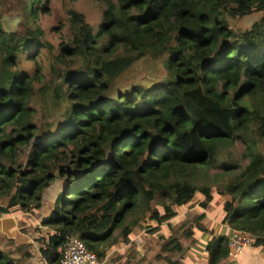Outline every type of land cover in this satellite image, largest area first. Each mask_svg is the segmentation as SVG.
<instances>
[{
  "label": "trees",
  "instance_id": "1",
  "mask_svg": "<svg viewBox=\"0 0 264 264\" xmlns=\"http://www.w3.org/2000/svg\"><path fill=\"white\" fill-rule=\"evenodd\" d=\"M50 1L0 0V216L37 213L58 179L37 250L58 264L77 234L103 257L116 229L128 238L146 214L167 227L173 205L196 194L211 201V186L184 176L220 164L230 176L216 188L229 197L221 221L264 246V0H98L96 29L68 10L72 35L58 50L39 24ZM8 6L20 16L13 30L1 22ZM254 13L247 30L230 27ZM146 58L162 59L165 76L120 80ZM241 136L248 160L235 171L227 160ZM227 242L207 241L209 264L226 257ZM29 246H15L18 258L0 251V264H26ZM182 248L170 236L162 243L167 253Z\"/></svg>",
  "mask_w": 264,
  "mask_h": 264
},
{
  "label": "rangeland",
  "instance_id": "2",
  "mask_svg": "<svg viewBox=\"0 0 264 264\" xmlns=\"http://www.w3.org/2000/svg\"><path fill=\"white\" fill-rule=\"evenodd\" d=\"M49 5V12L39 17V24L44 30L45 37L57 47V50L59 47V42L61 40H64L65 42L68 41L72 35L67 18V12L69 9H75L79 12H82L86 20L90 24H92V27L94 29H96L98 24L101 22L103 5L98 0H51ZM2 16L9 22L15 21L17 23L20 19L18 12L13 10V8H11L10 6L6 8V11ZM259 16V13H254L236 20L229 19V25L234 30L241 32L243 30H247L252 22ZM16 18H18V20ZM42 59L43 58L41 57L39 62L42 63ZM33 66L34 65L32 63L25 62V67L33 68ZM163 76H165V68L163 66L162 59L146 58L138 60L132 66V68L120 78V80L122 82L128 83L130 81L140 80L144 84H150L154 81H157L158 79H160V77ZM48 104L50 105V108L53 109L51 103ZM244 152V143L241 136L236 139L234 143V146L232 148V158L227 160V162H235L237 164L238 167L235 168V171H237L239 168H242V166L248 160L246 155H244ZM224 172L226 171L220 164H214L210 167H207L206 170L198 169L196 173L184 176L197 185L206 184L211 186L212 200L206 201L201 194H196L192 198L193 200L189 201V205L184 204L185 208L182 207L183 209L180 208L181 210H178L179 214L177 215V220L175 223H169V226L167 227L156 226V221L149 218L148 214H146V216L141 218L139 223L133 227L131 233L132 235H130L128 238L122 239V236L118 235V229H116L114 232V236L117 238V241L113 244L112 247H109L107 249V253H109L108 258L110 259V264H138L140 263V261L144 260L147 262V264H151V261H153V259H158L155 256V254L158 252H161L160 254H166L165 256H168V259L169 256H171L172 258H184L186 251L173 250L167 253L165 249H162V243L167 239L168 236H172L178 239L185 250V245L194 242L195 239H193L191 234L193 233V229H195V226L198 224L196 220V216L198 215L197 211L202 210V208L197 207V205L199 204H204L206 214L210 215V220L207 224L208 227L211 228L212 224L220 225V209L222 208L223 203L229 198L227 195H219L216 193V188L220 187L230 177L226 174L227 172ZM61 183L62 182H60V180L55 179L54 181H52V184L50 186L44 189L41 201L42 207H40V209L38 210V212L40 213L39 215H41L39 219L52 212L55 205V197L56 194L60 191ZM164 199L165 198H162V196L158 193V202ZM155 207L160 211L162 210L160 204H156ZM30 214L36 213L33 212ZM211 219H213L216 223H214V221H212ZM202 224H204V222ZM23 229L26 232H30L29 236L32 237L36 245L37 243H40L39 238H42L44 233L46 234V232L48 231V228L38 227L39 232H37L36 229H34L33 225H31L30 227L25 226L23 227ZM208 231L209 230L207 229L206 232ZM187 232H190L191 234ZM144 239H146L145 242ZM141 252H144L145 254L142 255Z\"/></svg>",
  "mask_w": 264,
  "mask_h": 264
},
{
  "label": "crops",
  "instance_id": "3",
  "mask_svg": "<svg viewBox=\"0 0 264 264\" xmlns=\"http://www.w3.org/2000/svg\"><path fill=\"white\" fill-rule=\"evenodd\" d=\"M193 200V199H192ZM190 202L186 203L185 205H189ZM42 207V206H41ZM184 205L178 206L174 205L173 208H175L176 215L169 220V223H175L177 215L179 214V209H183ZM197 207L202 208V210H198V214L201 212L204 213V218L201 219L198 224L200 223L202 226H204V229H200L195 226V229H193V233L191 236L193 237L194 242L191 244L185 245V250L182 245V250L186 251L184 258H172L169 256L170 261H174L175 263H169V264H209L208 258L209 253L206 249V243L208 240L212 239V237L216 236H226L229 238L232 228L224 223L219 222L218 224H212L211 228L208 227V222L210 220V215L206 214L205 207H202V205H197ZM214 208V207H213ZM180 209V210H181ZM38 212V211H37ZM38 214H30L26 212H19L16 210H12L9 214H6L4 216H0V251L7 252L9 256L13 258H18L20 254L15 251V246L19 243H30V246L28 249L30 252H32V256L28 257L26 259V264H47L46 261L42 258L40 252L37 250V245L34 243V240L32 239L29 231H25L23 227L31 226V225H38V227L45 228L44 225H41V221L43 218L39 217L41 215ZM39 215V216H37ZM220 215L222 218L223 210L220 209ZM31 218H30V217ZM44 217V216H43ZM179 219V218H178ZM208 220V221H207ZM214 221L213 219H211ZM40 221V222H39ZM204 222V224H202ZM214 223H216L214 221ZM163 224V225H162ZM156 226H164L166 227V223H157ZM209 230L206 232V230ZM169 237V236H168ZM167 237V238H168ZM172 237V236H170ZM175 238V237H172ZM123 239V238H122ZM8 240H14L13 242H8ZM146 239H144V242ZM37 243V242H36ZM142 255H144V252H141ZM156 255V254H155ZM140 259V258H139ZM159 262H157V261ZM166 264L162 260L159 259H153L151 261V264ZM138 264H147V262L140 261ZM218 264H264V246L261 247H246L244 248L237 257L230 258L226 255L224 259H221Z\"/></svg>",
  "mask_w": 264,
  "mask_h": 264
},
{
  "label": "built area",
  "instance_id": "4",
  "mask_svg": "<svg viewBox=\"0 0 264 264\" xmlns=\"http://www.w3.org/2000/svg\"><path fill=\"white\" fill-rule=\"evenodd\" d=\"M252 235L240 229H232L227 242V256L235 258L246 247H252ZM108 254L98 257L96 253L87 248L77 234L67 237L63 254L58 264H110Z\"/></svg>",
  "mask_w": 264,
  "mask_h": 264
},
{
  "label": "water",
  "instance_id": "5",
  "mask_svg": "<svg viewBox=\"0 0 264 264\" xmlns=\"http://www.w3.org/2000/svg\"><path fill=\"white\" fill-rule=\"evenodd\" d=\"M18 20V18H16ZM1 22L3 24V27L6 29V30H13V28L15 27V24L16 22L15 21H12V22H9L6 18H1ZM95 167V166H92V168ZM57 172L58 170L54 173V175L56 176L57 175Z\"/></svg>",
  "mask_w": 264,
  "mask_h": 264
}]
</instances>
